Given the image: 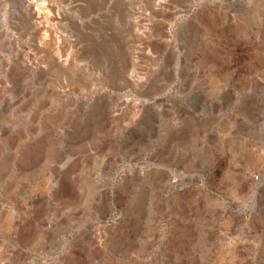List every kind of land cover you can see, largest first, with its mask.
<instances>
[{
    "label": "rangeland",
    "instance_id": "obj_1",
    "mask_svg": "<svg viewBox=\"0 0 264 264\" xmlns=\"http://www.w3.org/2000/svg\"><path fill=\"white\" fill-rule=\"evenodd\" d=\"M42 1L40 44L0 0V264H264V0Z\"/></svg>",
    "mask_w": 264,
    "mask_h": 264
},
{
    "label": "bare ground",
    "instance_id": "obj_2",
    "mask_svg": "<svg viewBox=\"0 0 264 264\" xmlns=\"http://www.w3.org/2000/svg\"><path fill=\"white\" fill-rule=\"evenodd\" d=\"M23 5H26V8L28 10V17L30 19L31 22H33L34 24H36L39 28H41V31L43 32L42 34L43 35H40V44H43L44 41H45V37L48 35L47 33H49V30L47 29L48 27L45 26L46 24V16L44 15V12L48 10V8L46 7L48 4H46V2H43L42 0H29L31 1V3H35L36 4V10L34 9L33 5L30 4L27 0H21ZM73 5V4H72ZM51 8V7H50ZM53 8V7H52ZM192 9V8H191ZM51 11V10H49ZM53 11L55 12L56 10L53 9ZM50 13V12H49ZM56 13V12H55ZM47 14V13H46ZM88 14V13H87ZM86 14V15H87ZM52 15V14H51ZM54 15V14H53ZM49 20V19H48ZM49 26V25H48ZM114 35V34H113ZM35 36V35H34ZM44 36V37H42ZM52 36V35H51ZM37 37H39L37 35ZM48 39V38H47ZM37 40V39H36ZM115 40V39H114ZM110 41V40H109ZM38 42V43H39ZM43 42V43H42ZM62 42V41H61ZM108 44V43H107ZM125 44V43H123ZM120 47V46H119ZM122 47V46H121ZM45 48V47H44ZM100 48V47H99ZM124 48V47H123ZM98 49V48H96ZM101 49V48H100ZM103 49V48H102ZM106 49V48H105ZM99 50V49H98ZM104 50V49H103ZM102 50V51H103ZM47 51V50H46ZM122 51V50H121ZM99 52V51H98ZM124 52V51H122ZM64 53V52H63ZM105 54V53H104ZM125 55V54H124ZM61 56V55H60ZM67 57V56H66ZM116 62V61H115ZM69 63V61H68ZM56 64V63H55ZM53 64V65H55ZM118 75V74H117ZM126 82V80H125ZM125 87V86H124ZM53 240H55L57 243H61L62 242V239L56 237V236H53ZM81 258V257H80ZM78 260V259H77Z\"/></svg>",
    "mask_w": 264,
    "mask_h": 264
}]
</instances>
